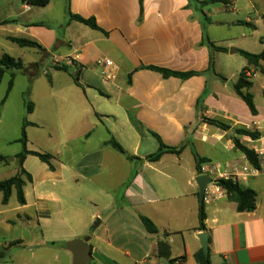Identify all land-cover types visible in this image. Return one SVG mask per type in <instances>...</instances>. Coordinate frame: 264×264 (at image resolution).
Wrapping results in <instances>:
<instances>
[{"label":"crops","instance_id":"crops-1","mask_svg":"<svg viewBox=\"0 0 264 264\" xmlns=\"http://www.w3.org/2000/svg\"><path fill=\"white\" fill-rule=\"evenodd\" d=\"M197 1L144 0L141 21L139 0L68 1L73 14L94 17L105 34L77 21L50 27L32 19L38 6L0 0L1 42L16 45L8 38H25L44 48L40 53L48 64V96L40 98L39 105L31 101L34 109L28 116L34 117L37 109L40 116L28 119L32 125L27 135L29 144L40 141L39 151L53 157L54 167L51 170L28 156L23 168L32 180L24 178L25 204L18 202L15 190L3 204L0 193V248L16 243L0 264H73V254L65 247L74 240H84L90 247L89 264H198L195 255L203 251L199 237L204 233L211 264H264V163L255 170L232 142L233 128H251L264 121V83L258 87L262 101V107L255 103L258 115L241 116L239 96L231 87L229 93L224 90L234 74L226 82L215 77L211 88L208 73L182 80L140 69L207 72L211 58L215 69L214 52L202 45L203 38L217 46L231 38L241 21L224 13H246L241 9L245 2L227 0L240 5L228 10L225 3L202 6ZM52 3L49 0L42 7ZM247 7L251 10L245 17L247 26L253 31L264 28V0H249ZM261 40L264 43V37ZM104 58L116 68L97 66ZM56 62L67 66L64 72L70 74L77 75L80 67L79 85L74 82L73 86L82 89L83 96H52L51 71L62 72L55 69ZM39 69L38 63L29 66L33 76ZM102 71L115 79H107ZM58 89L61 93L67 88ZM204 117L223 120L231 129L209 126L202 122ZM30 129H35L32 137ZM152 133L168 146L185 143L186 148L181 155L165 154L149 162L146 157L158 149ZM111 138L138 159L130 161L113 149L107 144ZM251 141L241 138L250 149L256 146ZM21 151L10 162L0 153L5 158L0 159V182L19 172ZM193 152L210 160L202 167L215 166L225 179H236L243 188L254 190L256 209L238 212L237 204L219 186L222 196L201 204L196 182L201 175ZM202 208L207 231L197 229ZM141 217L149 218L158 233H148ZM159 242L169 245V257L159 255Z\"/></svg>","mask_w":264,"mask_h":264},{"label":"trees","instance_id":"trees-1","mask_svg":"<svg viewBox=\"0 0 264 264\" xmlns=\"http://www.w3.org/2000/svg\"><path fill=\"white\" fill-rule=\"evenodd\" d=\"M23 1L32 6H46L49 3V0H23ZM139 1H140V7H141V17H140V21H141L142 15H143V1L144 0H139ZM214 2L227 3V1H224V0H204V1H199L198 3L204 6V5H208L209 3H214ZM67 14H68V23L71 21H77L79 23H82L90 27L93 30L104 32L102 28H100V26L98 25L94 17L85 18L80 15L73 14L70 11L69 6H67ZM104 33L107 34L106 32ZM8 39L11 42L15 43L16 45H18L19 47L36 49L38 51H44V48L36 41L25 39V38H14V37H9ZM202 45L207 46L208 49L212 52L238 54L247 60L248 66H246L242 70L237 82L234 84V92L246 104L250 113L253 116H257L258 111H257L256 104L254 101V95L251 92L253 88V81L251 80V78L246 76V72L250 71V68H253L255 69V71H258L264 75V49L259 54H253L245 50H241V49H228L225 47L217 46L215 43L210 41L206 36H204L203 38ZM77 68H78L77 69V80H75V83L79 85L78 75L80 73V67H77ZM55 69L61 70V71H67L68 67L65 66L64 64H57L55 66ZM140 69H147V70L158 72L162 74V76L165 78L175 77V78H180L182 80H187L191 77L198 76V75H205L209 72L216 73L214 69L213 58H211L210 65H209L207 72H193V71L177 72V71L160 68L156 66H141ZM17 71L28 72V69H25V64L22 61V59L15 58L9 54H4L0 58V82L4 79L7 73L10 74V81H9L6 97L10 94V92L13 89L14 80H15ZM218 77L222 79L223 82L227 81L226 78H222L220 76ZM28 95H29V90L25 93V104H26L27 112L31 113L34 109V105L32 102L27 100ZM202 122H204L205 124L209 126L220 128L224 131H228L231 129L229 124H227L226 122L220 119H211V118L204 117ZM30 125L32 124L25 118L23 121V125H22L21 137L19 139V142L22 145V151L17 156V159L20 164L19 172L15 176L0 182V193L3 194V199H2L3 204H7L9 202L14 190L16 191L18 202L21 205L25 204L24 185L26 182L24 178H26L29 181L32 180L31 175L27 173L25 169L23 168V164L28 156L37 157L40 161H42L43 163H46L51 170L54 169L51 163V160L53 159V157L50 154L29 148L27 127ZM152 134L158 142V149L156 152L146 157V160L149 162H157L165 154H173L177 156L181 155L186 148L185 143L179 146H176V147L168 146L164 144L160 136H158L155 133H152ZM242 137H248L251 140H258L261 138V133L257 131H252L245 126H240V127L233 128V138H232L234 148L246 157L248 163L255 170H260L261 162H260L259 156L255 153L253 149L248 148L246 145H244L241 142ZM107 144L110 145L113 149H115L120 154L125 155L127 159L130 161H134L138 159L135 156L128 155L127 152L124 150V148L120 145V143L117 142L114 138H111L107 142ZM193 154H194V158L196 161V171L198 175H202V171H201L202 165L209 162L210 160L208 158L201 157L196 152H193ZM0 159L5 160V158L3 157H0ZM217 185L225 189L228 198L237 204L238 212H253L256 209V192L254 190L249 189V188H246V189L243 188L239 184V182L233 178H227V179L220 178L217 180ZM141 221L148 233L150 234L158 233L157 226L149 218L141 217ZM205 221H206V214L204 212V209L202 208V210H200V213H199V225L197 228L199 231H207ZM14 245H16V243H11L6 248H0V259L6 258L8 254V250L10 249V247ZM158 252L161 257H164V258L169 257L170 255L169 245L166 242H159ZM195 258L198 264H211L209 257H206L203 251L198 252L195 255Z\"/></svg>","mask_w":264,"mask_h":264},{"label":"rangeland","instance_id":"rangeland-1","mask_svg":"<svg viewBox=\"0 0 264 264\" xmlns=\"http://www.w3.org/2000/svg\"><path fill=\"white\" fill-rule=\"evenodd\" d=\"M68 1L69 0H53L52 5L48 8L38 6L36 7L35 12L32 13V19L42 21L50 27H57L58 25H62V27H64L68 21ZM242 1L245 2V5L244 8L241 9L251 11L250 9H248V7L247 9L245 8L246 6H248L249 0ZM215 6L221 8L220 4H216ZM234 7H237V9H239L240 5L236 3ZM247 11L246 13L245 11H240L238 15L235 12L224 13L227 14V16H229L230 18L238 17V19H240L239 21H241V24H239L237 32L233 33L231 38L223 40L222 43L219 44L220 46L228 47V45H233L235 48L242 49L253 54L261 52L264 47V43H262L261 40V38L264 37V28L254 31L252 28H249L245 22ZM3 45H5L6 47H4ZM8 46L14 48V50H10ZM2 53H7L15 58H21L29 72L27 74H23L21 73L23 71H17L18 74L15 80L14 88L7 98L6 95L10 81V74L7 73L4 79L0 82V153L7 157V160L10 162L13 159L14 153L19 152L22 149V145L18 142V139L21 137L24 119L26 118L28 120L33 118L38 120L40 116L38 109L36 110L34 117L28 116L29 114L27 112L25 104V93L27 92V90H31L32 95L31 97L27 96V100L31 102L33 101V99H35L36 103L39 105V99L48 96L45 91L47 88H49L48 86L50 76L48 77L45 74V70H48L47 60L44 59L42 53H40V51L36 49L22 48L14 44L7 43L6 41H2L0 44V56ZM214 57L216 61V73H208L211 88L213 86L215 77L220 76L222 78H229L232 74H234V77L225 85L226 88L224 90L225 92L227 91L229 93L231 92V90L229 89V82L232 81L234 84L237 82L242 70L246 66H248L247 60L238 54H233V56H231L227 53L214 52ZM32 63H38L40 66L39 73L36 76L31 75L29 70V66ZM51 72V76L54 77L55 83V90L52 96L55 99L59 96H83V90L73 86L75 84V80H77L76 73L70 74L64 71L59 73H56L55 71ZM255 73L256 71L253 72V76L251 77V80L254 79L255 81L254 88L251 90V92L253 95H255V97H257L255 103L258 106L262 107L261 97L258 95V87L260 83H264V75L260 72H257L256 75ZM220 80L223 82L222 79ZM81 84V87L85 89V81L81 80ZM60 86H65L67 89L63 90L60 93V90L58 89ZM69 86H71L70 89L68 88ZM88 97H93V95L89 94ZM239 100L241 107H238L237 112L241 116H250L251 113L246 104L241 99ZM45 113L46 115L50 114L49 111ZM106 127H108L107 124ZM32 130H29L30 137H32ZM34 137L39 140L37 133L34 134ZM38 143L29 144V148L40 150V144ZM32 160L40 162L37 157H33ZM210 169L212 170L211 174L213 178H224L219 176V170L215 166H212ZM228 173H230V171H228Z\"/></svg>","mask_w":264,"mask_h":264},{"label":"built area","instance_id":"built-area-1","mask_svg":"<svg viewBox=\"0 0 264 264\" xmlns=\"http://www.w3.org/2000/svg\"><path fill=\"white\" fill-rule=\"evenodd\" d=\"M224 1H227V0H224ZM226 7L228 10H232L234 9V2H227L225 3ZM67 62L69 63V65H73V62L71 60H67ZM58 63L56 62V65ZM97 66H105L107 68H116L115 64L110 60V59H107V58H104V59H100L97 61ZM102 75L105 76L107 79H115V75L114 74H111V73H107L106 71H102ZM246 76L251 78L253 76V72L251 71H247L246 72ZM252 131H257L259 133H261V137H262V132L264 131V121L262 122H255L252 124V127L251 128H248ZM253 144L255 143L256 146H254L253 149L255 151V153L259 156L260 158V162L261 164L264 163V136L263 138H260L258 140H252L251 141ZM202 174H209L210 175V178L212 180V183L214 185L213 188H210L207 186L206 188V191H205V195H204V202H208L211 198H219L222 196V192H220V189L217 188V180L218 178H213L212 177V170L210 168H205V167H202ZM219 176L220 177H224V175H221L219 173ZM210 184V185H211ZM220 187V186H219ZM225 190V189H224ZM226 192V190H225ZM174 264H180V261H177L175 262Z\"/></svg>","mask_w":264,"mask_h":264},{"label":"water","instance_id":"water-1","mask_svg":"<svg viewBox=\"0 0 264 264\" xmlns=\"http://www.w3.org/2000/svg\"><path fill=\"white\" fill-rule=\"evenodd\" d=\"M229 87L234 89V84L229 82ZM196 182L199 187L200 203L202 204L204 202L206 188L212 183V180L206 175H201L196 179ZM199 238L202 242L203 252L208 257V235L204 233ZM65 248L73 254V264H89L91 262L90 247L84 240L68 242Z\"/></svg>","mask_w":264,"mask_h":264}]
</instances>
